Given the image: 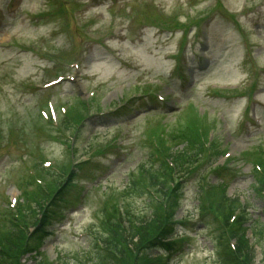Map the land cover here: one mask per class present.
I'll list each match as a JSON object with an SVG mask.
<instances>
[{"label": "rangeland", "instance_id": "rangeland-1", "mask_svg": "<svg viewBox=\"0 0 264 264\" xmlns=\"http://www.w3.org/2000/svg\"><path fill=\"white\" fill-rule=\"evenodd\" d=\"M76 112L85 117L80 125L66 121ZM0 119L4 231L36 230L39 204L23 205L21 187L41 182L32 194L54 192L79 175L68 186L63 221L41 247L42 261L93 264L105 192L131 186L129 173L157 159L149 134L157 133L154 146L162 138L178 150L185 144L172 134L190 127L208 154L178 176L184 187L176 219L188 222L176 226L181 249L169 264H217L216 239L231 245L243 230L257 264L264 262V197L252 173L264 177V0H0ZM111 143L116 147L96 152ZM210 143L212 152H225L209 153ZM217 164L231 170L215 173ZM43 168L62 172L63 181ZM203 187H216L205 192L206 210L221 220L202 218ZM146 191L126 197L138 215H150L153 200L168 208L169 199ZM30 257L21 259L30 264ZM134 259L161 264L166 256L150 261L139 251Z\"/></svg>", "mask_w": 264, "mask_h": 264}, {"label": "trees", "instance_id": "trees-1", "mask_svg": "<svg viewBox=\"0 0 264 264\" xmlns=\"http://www.w3.org/2000/svg\"><path fill=\"white\" fill-rule=\"evenodd\" d=\"M71 117H67L66 119L71 124L81 123L85 118L79 116L77 112L76 115H72ZM67 125L69 126V124ZM180 131L177 134L173 133L172 136L174 140H180L182 144H185L184 148L173 149L171 151V149L165 146L166 142L164 145V141L161 138L163 146L161 147V144H159L158 147H155L156 153H159L158 158L154 157L152 160L145 161L141 165L140 170L136 171V174L134 171L129 173V185L131 186L121 191L108 189L105 192L106 199L97 213L100 227L103 229L101 228L100 235L94 234V245L100 242L101 248L98 250L93 264H140L139 259L137 261L134 259L135 254L139 251L141 254L143 253L144 258H148L150 261L160 260L159 258L166 254H168L166 257L170 258L169 254L175 248H172L173 244L172 242H168L167 238L177 232L176 226L179 223L183 224V222L176 219V213L181 206L182 187H184L183 181L181 182L178 176L181 175L180 173L186 167L194 166L200 157L208 154L206 149L207 144L203 142L204 140L202 141V136L192 132L190 127L186 131L183 129H180ZM156 135L155 131L149 134L152 142L153 137L155 138ZM163 149L167 150L163 151ZM163 152L167 153V161L161 156L165 155ZM214 153L221 155L223 150L218 148ZM250 159L251 157L249 156L248 160L250 161ZM71 169L72 167H70ZM222 170H231V168L223 167L217 172H221ZM63 171H66V169L64 168ZM74 173L75 171L72 173L71 179H68L61 187H54V190L56 189L54 192L41 189L40 194L37 190L33 194L27 195L31 199H25L23 205L27 204L30 206V201H32L35 204H39L40 209V213L33 218V221L36 222V230L34 232L23 233L19 226L6 231L0 228V264H25L21 258L26 254L31 255L30 258L35 261V264H50L45 260L37 259V256L41 255L39 248L45 237L51 232L50 230H52L53 226L63 219L65 207H67L70 201L69 196H67L69 192L68 186L73 187L75 183L74 178L79 176H74ZM252 173L253 176L259 178V181H257V186L259 187L256 188L257 193L260 197H264V177H260L256 168ZM179 178L182 179L181 176ZM177 179L178 183L175 182ZM62 181L59 178L55 182ZM174 183L178 186L175 190L169 185H173ZM146 188L149 190V193L154 190L160 193L166 201L169 199L168 208L164 210L162 205L153 200L147 205L150 215L147 212H141L138 215L126 197L128 195L140 196L145 194L147 192ZM208 188L214 189L216 187H207V190H203V193L200 194L201 196L199 195L202 204L201 213L204 217L210 215L214 220H221L217 212H207L206 210L208 202L205 199V192H208ZM226 199L227 195L224 194L222 200ZM236 199L229 200L230 204ZM260 222L264 225L263 220H260ZM260 233L264 239V229ZM234 240L235 244L231 246L226 241L216 239L217 264H256L255 249H253L249 238H247L246 230L237 232L234 235ZM156 249L162 253L153 258L152 254L154 252L152 251ZM169 258H166L161 264H169ZM64 264L69 263L66 261Z\"/></svg>", "mask_w": 264, "mask_h": 264}]
</instances>
